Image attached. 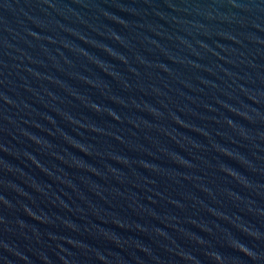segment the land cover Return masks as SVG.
<instances>
[{
	"label": "water",
	"instance_id": "1",
	"mask_svg": "<svg viewBox=\"0 0 264 264\" xmlns=\"http://www.w3.org/2000/svg\"><path fill=\"white\" fill-rule=\"evenodd\" d=\"M0 264H264V0H0Z\"/></svg>",
	"mask_w": 264,
	"mask_h": 264
}]
</instances>
